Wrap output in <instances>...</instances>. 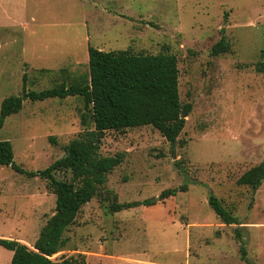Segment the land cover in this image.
I'll list each match as a JSON object with an SVG mask.
<instances>
[{
  "label": "rangeland",
  "instance_id": "obj_1",
  "mask_svg": "<svg viewBox=\"0 0 264 264\" xmlns=\"http://www.w3.org/2000/svg\"><path fill=\"white\" fill-rule=\"evenodd\" d=\"M222 37L230 51L214 55ZM88 46L175 55L179 99L191 110L174 146L150 126L104 133L101 155L121 152L124 161L81 208L51 260L264 264V180L254 192L237 184L264 162V74L255 70L264 61V0H0V105L21 93L24 75L34 91L86 78ZM91 129L81 97L25 100L5 119L0 140L11 143L16 165L38 171ZM183 184L186 192L153 206L109 211L113 195L121 204L143 201ZM210 194L238 225L217 218ZM54 207L45 180L0 167V239L32 249ZM11 257L0 246V264Z\"/></svg>",
  "mask_w": 264,
  "mask_h": 264
},
{
  "label": "trees",
  "instance_id": "obj_2",
  "mask_svg": "<svg viewBox=\"0 0 264 264\" xmlns=\"http://www.w3.org/2000/svg\"><path fill=\"white\" fill-rule=\"evenodd\" d=\"M166 47L165 49H167ZM230 51V43L222 37L212 48L214 55ZM88 73L79 82L41 91L23 88L19 95L5 98L0 105V128L7 117L18 114L25 100L42 102L49 99L81 97L89 109L92 129L78 133L63 146L64 155L43 170L26 171L13 160V149L9 141L0 140V167H9L28 178L45 180L46 188L55 195V207L40 230L33 248L16 240L0 239V246L12 252L9 264H83L70 257L59 261L51 260L64 246L63 234L74 222L81 208L90 202L107 182V176L124 161V154L117 152L103 156L100 145L105 132H124L127 129L150 126L174 146L185 126V117L190 112L189 104L182 105L178 92L177 57L169 53L132 54L125 51L105 52L87 47ZM255 70L264 74V61L255 64ZM85 125L86 115H81ZM55 142L54 137H50ZM180 169L179 165H177ZM61 174V176H59ZM264 180V162L244 172L237 184L256 191ZM187 184L163 190L158 197L143 201L118 203L112 196L109 211L120 212L138 206H153L186 192ZM208 205L225 225H238L237 219L226 210L213 194ZM241 242L239 229L235 231ZM241 258L246 252L241 243Z\"/></svg>",
  "mask_w": 264,
  "mask_h": 264
},
{
  "label": "water",
  "instance_id": "obj_3",
  "mask_svg": "<svg viewBox=\"0 0 264 264\" xmlns=\"http://www.w3.org/2000/svg\"><path fill=\"white\" fill-rule=\"evenodd\" d=\"M183 117H186V114L185 113L183 114Z\"/></svg>",
  "mask_w": 264,
  "mask_h": 264
},
{
  "label": "crops",
  "instance_id": "obj_4",
  "mask_svg": "<svg viewBox=\"0 0 264 264\" xmlns=\"http://www.w3.org/2000/svg\"><path fill=\"white\" fill-rule=\"evenodd\" d=\"M12 253V252H11Z\"/></svg>",
  "mask_w": 264,
  "mask_h": 264
}]
</instances>
